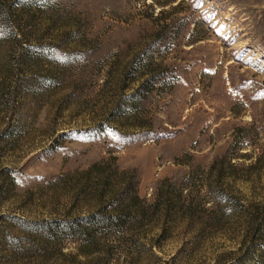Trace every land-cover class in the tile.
Segmentation results:
<instances>
[{
    "label": "rangeland",
    "instance_id": "374dc122",
    "mask_svg": "<svg viewBox=\"0 0 264 264\" xmlns=\"http://www.w3.org/2000/svg\"><path fill=\"white\" fill-rule=\"evenodd\" d=\"M95 163L145 212L84 255ZM75 254L264 264V0H0V264Z\"/></svg>",
    "mask_w": 264,
    "mask_h": 264
},
{
    "label": "trees",
    "instance_id": "16d2710c",
    "mask_svg": "<svg viewBox=\"0 0 264 264\" xmlns=\"http://www.w3.org/2000/svg\"><path fill=\"white\" fill-rule=\"evenodd\" d=\"M110 166L95 163L88 170L83 172L84 178L88 180L86 184L82 185L80 191L87 188L93 190L97 197V202L100 209L96 213L83 218H77L72 222L58 223V229L64 233L80 234V240L83 245L78 248V253L89 255L92 252H97L99 242L97 239V230L108 225H116L117 227L125 224L131 214L144 213V207L141 204V198L136 190V179L134 174L118 175L116 171L110 170ZM95 173L94 180L90 181L92 174ZM86 180V181H87ZM107 200L114 199L113 207L105 211V203ZM87 222L88 225L83 224ZM57 227V226H56ZM85 248V249H83ZM70 264H79L76 261V254L72 256ZM106 264L102 257H97V260H92L90 264Z\"/></svg>",
    "mask_w": 264,
    "mask_h": 264
}]
</instances>
